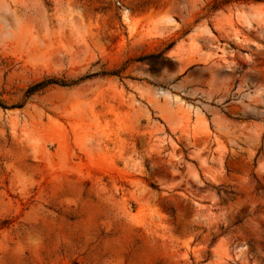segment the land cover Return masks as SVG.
Here are the masks:
<instances>
[{
    "label": "rangeland",
    "instance_id": "374dc122",
    "mask_svg": "<svg viewBox=\"0 0 264 264\" xmlns=\"http://www.w3.org/2000/svg\"><path fill=\"white\" fill-rule=\"evenodd\" d=\"M215 3L0 0V264H264V0Z\"/></svg>",
    "mask_w": 264,
    "mask_h": 264
},
{
    "label": "trees",
    "instance_id": "16d2710c",
    "mask_svg": "<svg viewBox=\"0 0 264 264\" xmlns=\"http://www.w3.org/2000/svg\"><path fill=\"white\" fill-rule=\"evenodd\" d=\"M230 1H232V0H216V3H215V5L213 6V8H218V7H220V6H222V5L226 4V3H228V2H230ZM50 83H54V84H64L63 82H61V81H59V80L51 79V80H48V81H45V82H40V83L35 84V85L31 88V90H34V89H36V88L42 87V86L47 85V84H50ZM31 90H30V91H31Z\"/></svg>",
    "mask_w": 264,
    "mask_h": 264
}]
</instances>
